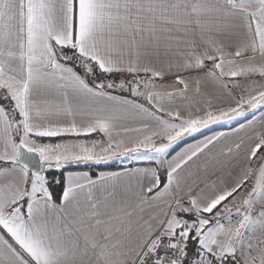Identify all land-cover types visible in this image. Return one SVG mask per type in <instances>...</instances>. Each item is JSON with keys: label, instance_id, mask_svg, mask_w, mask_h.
Segmentation results:
<instances>
[{"label": "snow or ice", "instance_id": "1", "mask_svg": "<svg viewBox=\"0 0 264 264\" xmlns=\"http://www.w3.org/2000/svg\"><path fill=\"white\" fill-rule=\"evenodd\" d=\"M210 18L235 21L237 43L217 35L188 42L182 62L168 65L182 87L157 90L166 73L141 58L160 47V33H219ZM255 76L264 80V0H0V264H77L85 254L89 264H264V130L227 148L238 168L231 183L202 187L181 175L221 139L264 125V83L236 79ZM205 83L230 99L183 114L176 100L200 96ZM76 101L87 102L85 124ZM121 113L145 119L123 129L135 139L114 137ZM232 123L171 155L186 137ZM97 133L106 140L80 139ZM117 158L156 167L48 178L50 169ZM122 176L144 179L136 207L114 187L103 201L93 195ZM80 193L87 209L69 219ZM145 203L157 211L133 226Z\"/></svg>", "mask_w": 264, "mask_h": 264}, {"label": "crops", "instance_id": "2", "mask_svg": "<svg viewBox=\"0 0 264 264\" xmlns=\"http://www.w3.org/2000/svg\"><path fill=\"white\" fill-rule=\"evenodd\" d=\"M212 20V26L214 28H219V33H209L207 31L200 32L197 30L196 32H184V31H176L173 30L170 33H160L161 41L160 47L150 48L149 55L141 58V65H147L153 67L157 70L164 71L166 73L163 79H157L155 83L157 84L159 91H173L176 88L182 87V85L175 84V77L168 73V65L170 63L175 64L177 62H182L184 53H187L190 49L188 46V42L195 40L197 44L200 43L201 38L206 39L209 35H217V38L222 39L226 45H235L237 43V33L233 28V25L236 23L230 19H215L210 18ZM170 45V47H166ZM201 50H203L201 48ZM127 59V57H125ZM243 63V61H242ZM127 74V73H124ZM183 75L189 80L191 77L198 75L196 72H185ZM202 75V74H200ZM237 81L241 85H246L251 82L252 79H255L261 83H264V80H261L259 76H255L250 78L249 80H245L244 78H236ZM194 87V85H193ZM201 95L195 96L193 99L194 93L189 91L187 100H176V104L180 106L183 114H186L187 111H195L196 105H203L207 100H211L214 104H220L227 102L230 98H227L221 89L214 88L210 84H202L201 86ZM79 103L84 110V115L77 117V123L85 124L89 120V115L87 112V102L86 101H76ZM185 105H192L191 108H186ZM264 111V109H262ZM259 115V113H256ZM251 118V117H249ZM145 119L142 116H138L136 114H127L121 113L120 119L116 122L117 130L119 135L114 132V137L119 139L121 137L126 140L135 139L139 133L136 132H128L124 133V128H139L145 123ZM241 123L244 121L241 120ZM151 123V122H150ZM237 127L236 124L232 123L226 125L224 127H213L211 131L205 130L203 133L194 134L191 137H186L183 142L179 143L178 146H173L174 151H171V155L174 156L177 152H180L182 149L190 145H195L197 142L202 141L205 137L212 135L218 131H231V128ZM264 130V125L257 124L254 129H246L241 131L237 135H229L228 137L221 139L218 143H216L213 147L206 150L202 154H200L197 158H194L188 165L185 166L184 171L181 173L184 176L189 184H199L202 187L208 183L209 181H216L217 185L220 186V181H226L231 183V178L229 173H232L233 176L238 171L237 168V160L234 159V155H229L227 153V148L232 146L235 141H238L241 138L247 140L248 137L253 136L255 132ZM92 136V137H91ZM65 140L76 139L75 137H64ZM80 139L86 140H106V137L102 133L92 134L89 137H80ZM41 143H47L50 141H40ZM52 143H57L59 140L51 141ZM264 155V153H261ZM118 159H123V161H116ZM125 159V160H124ZM171 159V156L168 157ZM241 164L243 163V158H240ZM260 161L257 160L252 166L258 167ZM101 164H116L121 166V168L113 169V170H105L101 171L106 175L116 172H122L125 169H134V168H155L156 164L151 161H140L133 158H117L112 161H105ZM80 165H96L93 163H80L73 164L69 166H80ZM52 170V169H50ZM68 172H87L85 170H72ZM67 172V173H68ZM99 172V173H101ZM66 173V174H67ZM98 173V174H99ZM97 174V175H98ZM95 178V176H93ZM144 186V179L142 177L137 176H122L119 180L110 179L105 182V185L98 188L93 189V195L97 198V200L103 201L106 193L108 191H112L113 187L117 192V199L124 200L128 204L133 207L139 205L138 194L140 193L142 187ZM248 189H244L247 191ZM206 192H209V189H205ZM88 202L86 199V193H80L76 200L68 205L67 212L70 214L69 219H79L84 210L87 209ZM104 209H102L103 211ZM157 209L147 203L140 205L136 211V214L132 217L131 223L135 226L138 222L141 221V218L148 219L149 216L154 214ZM91 221L85 220L84 224H76V227H86L90 224ZM261 232V231H260ZM260 236H256L255 240L258 237L262 236V232L259 234ZM255 240L253 242H255ZM90 255H78L77 264H89Z\"/></svg>", "mask_w": 264, "mask_h": 264}, {"label": "trees", "instance_id": "3", "mask_svg": "<svg viewBox=\"0 0 264 264\" xmlns=\"http://www.w3.org/2000/svg\"><path fill=\"white\" fill-rule=\"evenodd\" d=\"M121 77L123 76H127L128 74H119ZM131 78V77H128ZM89 137V136H86ZM92 137V136H91ZM41 141H47V140H41ZM52 141H56L55 139ZM51 142V141H50ZM121 168V166L116 165V164H100V165H80V166H67L64 169L57 171L55 169L49 170L48 171V178L52 179L54 176H60L61 172H63L64 174H66L68 171H72V170H85L87 172L93 173L94 176L97 175L99 172L101 171H105V170H113V169H118ZM54 188L57 192L60 191L59 186H55Z\"/></svg>", "mask_w": 264, "mask_h": 264}, {"label": "rangeland", "instance_id": "4", "mask_svg": "<svg viewBox=\"0 0 264 264\" xmlns=\"http://www.w3.org/2000/svg\"><path fill=\"white\" fill-rule=\"evenodd\" d=\"M125 160V159H124ZM116 161H123V159H118V160H116ZM234 219H235V217H234ZM261 230H259V229H257L256 230V232L254 233V234H252L253 236H254V240H255V237L258 235V236H260L259 234L261 233L260 232ZM258 238H260V237H258ZM257 238V239H258ZM256 241V240H255Z\"/></svg>", "mask_w": 264, "mask_h": 264}, {"label": "built area", "instance_id": "5", "mask_svg": "<svg viewBox=\"0 0 264 264\" xmlns=\"http://www.w3.org/2000/svg\"><path fill=\"white\" fill-rule=\"evenodd\" d=\"M256 242V241H255Z\"/></svg>", "mask_w": 264, "mask_h": 264}]
</instances>
